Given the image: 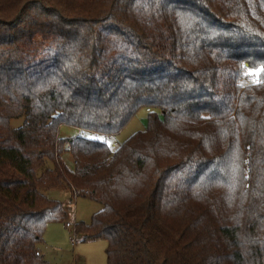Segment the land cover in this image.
Here are the masks:
<instances>
[{
    "label": "trees",
    "instance_id": "trees-1",
    "mask_svg": "<svg viewBox=\"0 0 264 264\" xmlns=\"http://www.w3.org/2000/svg\"><path fill=\"white\" fill-rule=\"evenodd\" d=\"M51 190L108 264H264V0H0V264H51Z\"/></svg>",
    "mask_w": 264,
    "mask_h": 264
},
{
    "label": "rangeland",
    "instance_id": "rangeland-1",
    "mask_svg": "<svg viewBox=\"0 0 264 264\" xmlns=\"http://www.w3.org/2000/svg\"><path fill=\"white\" fill-rule=\"evenodd\" d=\"M259 82V71L246 70L241 86L248 87ZM156 113L160 114L159 112ZM148 116V111L141 109L116 135H103L62 126L59 129V136L68 140L84 136L90 140L105 142L112 151H115L134 134L146 129ZM23 123L24 119L12 120L11 127L17 129ZM64 161L70 169H73L74 163L70 156L64 157ZM48 167L52 168V165H48ZM43 194L49 199L61 202L67 214L65 222L51 223L47 227L43 238L44 242L39 245L44 258L51 264H108L106 241L86 242L75 232L76 224L89 225L92 217L103 209L102 205L82 197H74L67 190L44 191ZM67 224L70 227H67Z\"/></svg>",
    "mask_w": 264,
    "mask_h": 264
},
{
    "label": "built area",
    "instance_id": "built-area-1",
    "mask_svg": "<svg viewBox=\"0 0 264 264\" xmlns=\"http://www.w3.org/2000/svg\"><path fill=\"white\" fill-rule=\"evenodd\" d=\"M67 227H70V225H69V224H67Z\"/></svg>",
    "mask_w": 264,
    "mask_h": 264
},
{
    "label": "crops",
    "instance_id": "crops-1",
    "mask_svg": "<svg viewBox=\"0 0 264 264\" xmlns=\"http://www.w3.org/2000/svg\"><path fill=\"white\" fill-rule=\"evenodd\" d=\"M68 192V191H67ZM67 226V225H66Z\"/></svg>",
    "mask_w": 264,
    "mask_h": 264
}]
</instances>
